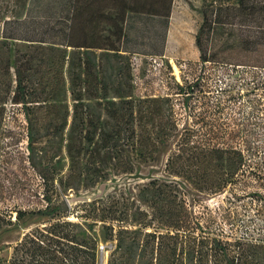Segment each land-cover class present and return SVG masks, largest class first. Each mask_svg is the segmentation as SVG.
Returning a JSON list of instances; mask_svg holds the SVG:
<instances>
[{
  "label": "trees",
  "instance_id": "16d2710c",
  "mask_svg": "<svg viewBox=\"0 0 264 264\" xmlns=\"http://www.w3.org/2000/svg\"><path fill=\"white\" fill-rule=\"evenodd\" d=\"M173 2L10 0L0 11V134L6 104L20 105L45 201L37 210L17 211L19 221L34 214L41 222L0 264H97L99 222L104 239L115 241L107 264H264L263 237L238 236L239 224L225 213L196 214L173 181L145 185L144 206L95 199L78 215L84 222L72 220L67 201L55 198L56 180L91 187L111 170L133 172L137 161H156L169 145L165 170L217 193L237 183L244 150L260 147L220 120L238 108L243 116L236 122L264 126V0L202 2L195 35L201 71L175 84L187 107L204 101L203 127L181 129L169 96L134 97L129 54L139 51L125 46L130 23L151 17L168 27ZM208 65L226 69L231 81L209 89ZM12 223L0 214V231Z\"/></svg>",
  "mask_w": 264,
  "mask_h": 264
},
{
  "label": "rangeland",
  "instance_id": "374dc122",
  "mask_svg": "<svg viewBox=\"0 0 264 264\" xmlns=\"http://www.w3.org/2000/svg\"><path fill=\"white\" fill-rule=\"evenodd\" d=\"M202 2L203 0H174L168 27L157 18L144 17L132 21L128 30L129 39L125 45L139 51L129 54L134 97H171L173 114L181 129L185 126L201 128L204 125V101H190L187 107L182 96L176 94L175 84L177 81L183 83L185 79L192 80L201 71L195 35L202 22V14L199 12ZM9 4L10 0H0V11L5 13ZM1 34L2 25L0 39L3 38ZM160 48L164 49L163 52L155 54ZM223 71L227 73L226 69L208 65L205 73L208 76L209 89L216 91L231 81L230 78H225L226 73ZM124 81H127L126 78ZM168 105L170 103L165 106ZM238 111V108L234 111L228 109L226 117L223 116L220 122L230 128L229 131L240 132L241 137H251L260 147L244 150L247 162L238 173L237 183L223 191H200L183 177L170 175L165 170L170 147L173 148L169 145L162 149L156 161H137L133 172L111 170L109 179L91 187H66L56 180L55 198L67 201L69 210L74 212L70 217L72 220L84 222L86 220L79 216L87 211V203L95 199L102 198L118 204L119 207L128 203L135 207L144 206L145 203L140 199V190L145 185L154 179L173 181L180 186L196 214L206 217L210 214L217 216L218 211L225 213L239 224L235 226L238 236L248 233V237L264 238V126L254 128L251 125L246 126L244 120L236 122V117L242 119L243 116V111ZM41 144L43 142L38 145ZM27 147L25 115L20 105L8 102L0 134V214L11 219L13 223L5 224L0 231V257L4 259L11 256L13 246L22 236L41 222V217L34 214L19 221L17 211H34L45 204L42 178L29 161ZM63 157L62 175L66 176L69 160L65 153ZM230 227V224L226 226L227 229ZM95 232L99 239L97 264H107L109 255L115 248V241L104 239L102 222L95 227Z\"/></svg>",
  "mask_w": 264,
  "mask_h": 264
}]
</instances>
